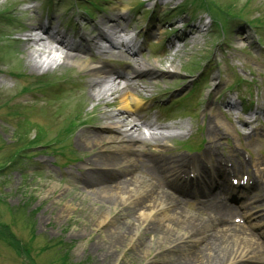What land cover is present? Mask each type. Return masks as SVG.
Wrapping results in <instances>:
<instances>
[{
	"label": "rangeland",
	"instance_id": "obj_1",
	"mask_svg": "<svg viewBox=\"0 0 264 264\" xmlns=\"http://www.w3.org/2000/svg\"><path fill=\"white\" fill-rule=\"evenodd\" d=\"M110 1L112 0L101 3L108 7L104 10V14L98 13L96 18H117L127 13L124 18L128 20H120L119 28L123 31L127 26L132 29H142L147 23L152 24L150 28L153 23L158 24L159 26H154L157 31L155 40L152 44L147 43L144 46H149L151 49L150 56L145 60L153 61L151 63L162 71L168 68L177 70V76L164 75L162 82L152 78L144 81L137 74V81L133 84L139 90L148 88V91H151L157 86L159 90L170 88V92L179 83H183L182 86L187 84V87L181 86L171 92V96L180 98L191 89L189 78L181 77L184 79L183 82L178 80L180 72L193 68L191 71L195 73L196 71L193 70L196 65L204 66L201 78L198 77L193 82V85L201 83L199 94H202L204 102L200 114L191 119H171L157 132L165 138L160 140L164 143L163 146H152L151 150H147L145 146L138 145L127 155L124 154L126 159L120 162L124 155L120 152L117 133L102 129L106 123L113 120V117L116 119L117 116L119 120L124 118L118 116L120 115V100H117L119 95L113 94L102 103L96 104L92 101V96L90 97L92 78L87 71H79L71 66L67 68L52 66L44 70L31 67L24 56L29 49L36 47L32 44L25 45L23 37L27 34L26 29L31 17H36L32 16L34 13L31 12V8L26 9L24 4H21V0H0V12H8L7 16H10L13 23L4 25L2 21V25L0 24V108L4 109L0 110V164L16 162V165L9 169L0 168V264H29L12 250V243L17 248L19 246L18 249L33 264H57L56 254L62 257L66 254V258L60 261L63 264H183L189 255H199L196 250L200 243L194 248V238L179 241L178 238L183 234V230L174 227L179 226L178 224H172L174 226H169L168 232H163L161 235L152 232L153 227L155 229L160 225L154 215L148 222L137 220L138 205L143 196L140 195L136 201L124 205V202L132 197L131 192L118 200L117 197L107 195L108 191L102 190L107 185L116 187L136 176H139L140 188L153 186L151 175L147 171L150 167L148 159L152 155L159 161L172 160L174 157L186 158L189 163L181 166L186 175L184 180L183 178L180 180L194 185L188 187L192 193H199L200 186L202 190L208 191L207 185L212 186L214 159H222L228 161L227 166L220 165L221 169L216 175L223 173L225 167L228 170L226 175L230 174L224 179L220 178L223 187L239 191L234 188L239 185H234L232 180H240V176H243V181L247 177L248 183L251 184L249 189L245 187L240 191L242 196L234 197L239 199L238 204L246 203L245 196L260 193L264 195V117L253 114L238 115L239 105L236 102L238 96L236 91L242 87V93L253 100L254 107L260 105L259 107L262 106L264 109V47L255 42L256 38L253 34L255 29L244 35L247 26L242 22L235 24L236 30L233 28L235 25H232V29L228 28L221 33L214 28L212 18L208 17V14L186 6L187 0H178L177 3L183 2L177 10L172 9L174 5L160 4L157 8L154 7L157 15L154 19L147 17V12L152 10V1L119 0V3L115 2L116 4ZM211 1L218 5L229 3L226 6L228 8L237 1L235 6L237 11L245 9L249 12L253 7L257 13L249 14L248 20L252 21L253 25L259 26L258 30L262 35L264 0H225L226 3H223V0ZM36 2L38 6L43 0ZM139 2H144V5L135 12L133 9H137V5L133 7L132 4ZM257 8L261 12H258ZM132 12L139 13V16L133 18L128 16ZM179 20L187 21L192 27L197 26L196 30H186L184 36L182 31H179L180 34L177 35L182 37L179 39L184 40L194 31L197 35L185 40L183 45L177 44L180 48L177 49L178 52L172 48L173 45L165 49V44H168L169 39L175 38L176 32L175 29L168 27ZM170 30L174 33L170 34ZM181 40L178 41L182 42ZM159 42L160 45L157 46ZM163 44L164 50L158 49ZM89 55L91 56V53L85 57V60L90 66H96L98 60L92 58L89 60ZM97 58L103 57L98 55ZM217 63H220L217 67L221 72L220 81L217 78L212 79L214 75L216 76L212 65L215 66ZM12 74L19 77L14 76V78ZM207 75L209 79H204ZM49 76H60L67 80L61 82L60 87L61 91L66 90V94L61 96L59 94L57 97L52 95L50 102L41 101L40 97L29 94L27 97L20 95L22 87H29L27 85L33 84L41 77ZM81 77L87 78L83 80ZM36 87L37 83L34 88ZM229 101L234 103L233 112L227 107ZM9 102L15 108L22 103H32L34 109L27 116L30 121L20 122L18 119L7 117L4 106ZM78 105L84 106L89 121L87 125L75 129L69 138L70 150L80 157V162L74 161L64 167L66 161L58 152L47 151L43 146L34 148L30 142L28 146V137L37 136L38 127L45 132L48 131L49 135L56 136L60 130L58 122H61L57 120L56 114L62 113L64 117ZM92 108L94 112H89ZM147 112L149 111L141 110L146 117H153L151 112L146 114ZM254 117L256 120L253 122ZM25 129L27 133L23 132ZM199 129L202 135L199 134ZM95 136L100 138H94ZM15 138L18 140L15 141ZM185 139L193 140L195 144L204 142L202 149L196 152L183 150L178 143L186 141ZM213 143L214 146H211ZM22 150L24 154L32 155L31 162L20 159V155L16 156V160L15 157L11 159L10 155ZM132 150H136L138 154L131 152ZM162 155L164 156L161 158ZM107 156L115 158L110 161ZM110 165L114 166V169L110 168L113 175L100 173L101 169ZM233 169L241 175L232 174ZM224 190L215 187L213 193L230 205L231 202L226 198L230 193L224 194ZM150 191L147 193L148 196ZM189 191L184 189V193ZM164 197L162 196L165 200ZM107 199L110 202H105ZM165 202L168 213L173 208L168 204L169 199ZM180 208L194 221H198L197 225H200L199 220L204 216L202 211L186 204ZM251 213L253 212L247 211L248 215ZM248 224L252 225L251 232L254 234V241L251 242L257 247L256 240H261L263 227L253 220ZM136 225H142L143 230L137 231ZM202 226L205 229L204 223ZM189 230L186 228L184 232ZM208 230L209 228L206 227L205 232Z\"/></svg>",
	"mask_w": 264,
	"mask_h": 264
},
{
	"label": "bare ground",
	"instance_id": "obj_2",
	"mask_svg": "<svg viewBox=\"0 0 264 264\" xmlns=\"http://www.w3.org/2000/svg\"><path fill=\"white\" fill-rule=\"evenodd\" d=\"M39 29L40 28L38 26L31 27L32 32L39 31ZM49 40H51V43L54 42L52 36H48L47 41H44L42 38L35 37L32 34L25 37V44H32L37 47L35 49H29L24 56L26 60L30 62L31 67L34 66L37 69L44 70L46 68H51L52 66L58 68H67V66H71L76 67L79 71L92 70L93 72L99 73L97 76L99 80L94 82L95 87L93 88V97L99 100H104L112 93L122 90L119 89L118 86L105 85V80L108 76L106 71L97 69L99 71L98 72L96 69H93L96 67H89L88 63L82 57L80 58L76 55L59 52V50H61V44L54 46ZM108 41L111 44V41ZM93 49L99 51L96 45H94ZM101 50H104V48H101ZM148 67L150 68V71H157V68L153 65H149ZM143 69L144 68L142 67H136L135 72H140ZM175 69L176 68H171L169 71H175ZM170 73L171 72H165L166 75H170ZM126 94H128V92L123 93L122 95V104L120 108L130 114L131 118V113L138 107V103L131 100L132 98H130V95L128 94L127 96ZM128 126L135 127L136 125L132 124V120L129 123H126L122 120H116L107 127L117 130L121 139L124 140L128 139L129 137H124L123 135L126 131L122 130L124 127ZM94 138H100V136H95ZM151 139L154 140L153 137ZM107 158L110 161H113L115 157L107 156ZM219 162L221 161H215V163ZM151 164H153V166L150 167L152 176L155 178L158 184V189L155 192L153 191V188L149 186L140 188L141 184H139L140 180L138 181L137 176L119 184L116 187L113 185H107L103 187L102 190L108 191L107 195L110 194L114 197H117L118 200L123 198L125 195L127 196L129 192L132 193V196H137V198L140 195L143 196L141 198L142 201H139V212H137V217L139 218H137V220L139 222H148L151 221V218L154 215L155 219L160 222V225L155 229L154 227L152 228L153 233H161L162 235L163 232H168L167 228L169 226H174L172 224H178L179 226L175 225L174 227L177 229L181 228V230H183L182 236L179 237L180 240L185 241L190 238L188 234H192V238H194L193 247L195 248L198 243H200V245L197 246L196 250L199 255H189L187 261H185L189 264H226L229 261L241 259L243 257L244 251L247 250V246L244 244L249 243L252 238L241 226L235 224H224L225 220L231 218L229 215L230 212L227 211L222 204L224 202L220 201L219 198H212L207 194H204L202 199L197 197V200H199V207L197 209L202 211L204 214V216L199 220L200 225H197L198 221H194L192 217L188 216L186 213H183L181 208L178 207L184 203L182 201V195L180 196V190L177 186H172L170 184L169 178H172L173 176L180 178V175L182 174V170L180 168L181 166L187 164L186 160L184 158L176 157L174 160H164L160 164H156L154 160H151ZM160 177L162 178L161 186L159 185ZM183 180H181V185L188 184V181L185 182ZM185 187H187V185ZM168 189H171V191H168ZM149 191L150 194L148 196L147 193ZM192 194L193 193L191 192V194L188 195L189 197L186 195H183V197L186 200H190ZM104 195L106 194H103V196ZM145 195L147 196L145 197ZM256 195L251 196V199L256 197ZM162 196L168 197V204L171 208H173L168 213L166 212L167 202H165V200L168 199L164 200ZM211 199H213L215 202L211 201ZM259 199H261V202L263 203L260 206L264 207V195ZM105 202H110V200L107 199ZM174 204L177 206L173 207ZM262 213H264V209L260 214L262 215ZM260 214L259 212H256L254 216L261 218L262 216H260ZM203 223L206 225L207 229L209 228V230L206 232V227L204 229L202 226ZM136 227H138L137 231L140 229L143 230L142 225H136ZM186 228H189L190 230L188 232H184ZM203 257L206 259H201Z\"/></svg>",
	"mask_w": 264,
	"mask_h": 264
}]
</instances>
